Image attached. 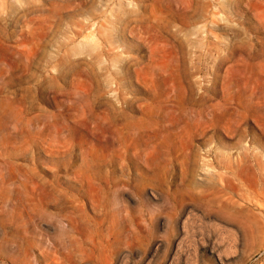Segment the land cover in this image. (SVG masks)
<instances>
[{
	"label": "rangeland",
	"instance_id": "obj_1",
	"mask_svg": "<svg viewBox=\"0 0 264 264\" xmlns=\"http://www.w3.org/2000/svg\"><path fill=\"white\" fill-rule=\"evenodd\" d=\"M0 264H264V0H0Z\"/></svg>",
	"mask_w": 264,
	"mask_h": 264
},
{
	"label": "bare ground",
	"instance_id": "obj_2",
	"mask_svg": "<svg viewBox=\"0 0 264 264\" xmlns=\"http://www.w3.org/2000/svg\"><path fill=\"white\" fill-rule=\"evenodd\" d=\"M236 179H237V178H236ZM219 187H221V186H219ZM221 188H222V187H221ZM221 194H222V193H221ZM231 196H233V195H231ZM228 199H229V198H228ZM215 201H216V200H215ZM228 202H229V201H228ZM228 202H227V203H228Z\"/></svg>",
	"mask_w": 264,
	"mask_h": 264
}]
</instances>
